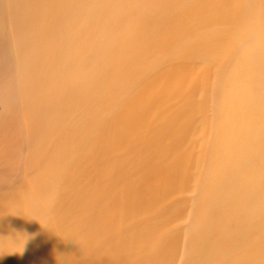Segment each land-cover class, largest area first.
Instances as JSON below:
<instances>
[{
	"label": "bare ground",
	"instance_id": "1",
	"mask_svg": "<svg viewBox=\"0 0 264 264\" xmlns=\"http://www.w3.org/2000/svg\"><path fill=\"white\" fill-rule=\"evenodd\" d=\"M196 178L184 239L167 212ZM183 244L182 264H264V0H0V264Z\"/></svg>",
	"mask_w": 264,
	"mask_h": 264
},
{
	"label": "rangeland",
	"instance_id": "2",
	"mask_svg": "<svg viewBox=\"0 0 264 264\" xmlns=\"http://www.w3.org/2000/svg\"><path fill=\"white\" fill-rule=\"evenodd\" d=\"M164 69V68H163ZM161 69V71L163 70ZM217 117V105L212 104L209 108V111L202 117L199 118L198 122L202 129V131L197 133V140L196 136L189 134L190 137H192V140L196 142V145L203 150L204 156L207 154V148H208V137L203 135V129L209 127L207 125V122L212 119H216ZM191 130H189L190 132ZM207 167V159L204 158L203 163V173L205 172V168ZM197 183L198 178H196L194 181L189 182V187H185L182 190L176 191L175 195L170 197V201L173 203V207H169V210L167 212L168 216L173 217V220L170 222L168 229L170 231H176L182 233L184 236V239L188 238V235L191 232L193 219L195 216V198L197 195ZM182 216L181 214L176 217V211L182 210ZM176 217V218H175ZM166 232H168L167 229H165ZM160 250V248H158ZM175 260L172 262V264H182L185 259L187 258V249L185 248V244L181 245ZM27 264H33V257L30 259V256L28 257Z\"/></svg>",
	"mask_w": 264,
	"mask_h": 264
}]
</instances>
